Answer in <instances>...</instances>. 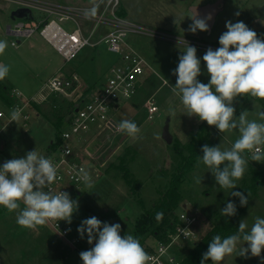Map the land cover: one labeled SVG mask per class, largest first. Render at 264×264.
Segmentation results:
<instances>
[{"label": "rangeland", "instance_id": "obj_1", "mask_svg": "<svg viewBox=\"0 0 264 264\" xmlns=\"http://www.w3.org/2000/svg\"><path fill=\"white\" fill-rule=\"evenodd\" d=\"M36 1L72 7H92V0ZM106 2L111 0H103L97 14L105 10ZM118 2L120 4L115 14L148 32L131 33L127 37L128 46L142 56L149 70L144 76L138 95L128 102L121 103L118 117L119 123L124 119L135 121L141 131L135 139L124 134L123 137L127 136V139L121 146L122 136L114 140H91L88 143L95 161V166L88 169L94 188L89 190L83 184L72 186L73 191L81 192L79 199L75 194L72 197L78 200L79 209L73 215L71 225L74 228L72 235L80 240L82 251L92 247L87 242V234L85 233L81 239L77 232L81 221L86 218L96 216L102 222L120 223L121 235L126 232L133 233L134 225L143 212L139 200L143 201L145 209L149 211L162 201L171 179L179 174L183 159L189 155V146L201 125H205L209 130L211 146L221 144L222 148H230L238 138L236 131L221 134L215 126H209L206 121L201 122L196 116H188L179 97L172 93L171 85L174 86L176 83V76L172 72L178 65L179 55L186 47L185 41L197 49L203 72L198 79L206 84L209 76L202 57L209 47L215 50L220 46L218 40L227 30L226 21L233 23L243 21L249 28L255 30L259 37L264 38V23H261L264 21V0H118ZM217 2L221 4L213 28L207 32L197 31L195 34L189 32L188 28L192 23L189 17L193 9L211 6ZM15 9L17 5L0 1V41L7 43L3 54H0V64L9 67L8 75L0 81V113L4 115V118L0 119V129L4 126L0 137V142H3L4 146L1 148L0 144V165L6 160L24 156L27 151L34 149L47 157L51 143L58 141L54 127L56 110L52 102V98L57 96H48L42 92L50 78L59 73L71 75L77 72L86 79L88 85L100 79L104 82L114 61V56L107 50V46L102 44L99 48H85L73 61L67 63L39 32L30 39H20V44L12 47V42H17V38L8 34L7 27L14 28L18 23V20L11 17ZM237 12L240 13L239 16L235 15ZM33 15L37 22L45 18L38 10H34ZM111 15V10L106 12V16ZM258 22L261 23V27L257 26ZM61 26L70 32L76 27L67 22ZM86 27L93 28L94 24L87 23ZM103 33L101 27L95 34V40ZM18 94L22 97H18ZM79 96L77 94L75 98L67 100L75 102ZM151 97H154L159 111L154 119L149 120L146 102ZM63 99L64 97H57L59 103H62ZM20 103H29V106L23 110L18 121H12L11 111ZM234 107L237 117L242 111H247L249 120L264 122L262 120L264 100L239 97L234 102ZM26 114L30 116L28 123H24L23 119ZM167 122L173 136L171 145H167L162 138ZM116 148L118 149L114 153ZM127 153H130L126 162L129 177L125 179L121 172L111 170L110 166L119 164V158ZM202 155L203 153L200 156ZM196 177L202 178L201 184L195 182ZM127 182H130L131 186ZM131 187L135 190L136 196L130 194ZM230 191L220 189L214 176L203 164L196 163L193 171L184 176L179 208L185 206L188 211L199 215L201 239L194 244L184 245L175 252L179 264L199 245L213 223L216 224L221 217L224 218V223L231 220L232 217H225L220 213L228 201L234 202V199H238L230 196ZM233 191H240L248 196V204L242 207L243 212L238 220V226L241 220H245L250 228L255 217L264 218V163L249 161L244 177L237 181V188ZM14 223L16 213L0 206V264H83L80 252L69 255L63 245L51 238L53 236L58 239L47 224L19 235L26 229ZM146 244L150 250V247L156 244L154 237L149 236ZM237 255V252H233L220 264H264L262 259L264 251L261 258L245 259Z\"/></svg>", "mask_w": 264, "mask_h": 264}, {"label": "clouds", "instance_id": "obj_2", "mask_svg": "<svg viewBox=\"0 0 264 264\" xmlns=\"http://www.w3.org/2000/svg\"><path fill=\"white\" fill-rule=\"evenodd\" d=\"M102 3L103 0H92V7L85 9L84 15L96 16ZM235 15L239 16L240 13ZM189 18L192 20L189 32L209 31L211 15L200 17L198 12L192 11ZM225 27L227 30L218 40L220 46L215 50L209 47L202 57L209 76L208 83L198 79L203 74L201 59L197 56L196 47L185 41L186 47L172 72L176 76V83L171 85V91L179 97L188 116L206 121L221 134L238 132V138L230 148H222L221 144L203 145V155L198 156L197 164L206 166L220 189L231 190L229 195L238 197L240 206L244 207L248 204V196L233 189L237 188V181L244 177L249 161L264 163V122L249 120L247 111H242L237 117L234 102L239 97L264 100V38L243 21H226ZM6 47L7 43L0 41V54ZM8 72L9 67L0 64V81L5 79ZM10 115L12 121H18L21 110L13 109ZM117 130L133 139L141 131L137 123L129 119L122 120ZM57 179V167L36 149L27 151L24 156L6 160L0 165V206L15 212L16 223L24 229L35 230L53 220L71 225L79 202L66 191L51 190V185ZM77 181L89 190L94 188L91 176L83 168L79 170ZM201 181L202 178H195L197 184H201ZM220 213L225 217L235 216L236 204L228 201ZM163 217L162 211L156 212L157 222L162 221ZM121 231L120 223L102 222L96 216L82 220L77 232L81 239L86 233L87 242L92 245L89 250L79 254L83 264H147L151 257L139 238L129 232L121 235ZM262 251L264 218L257 216L250 228L245 220H241L235 234L225 238L215 235L207 251L202 254L200 264H206L209 260L212 264H220L233 252L245 259L261 258Z\"/></svg>", "mask_w": 264, "mask_h": 264}, {"label": "built area", "instance_id": "obj_3", "mask_svg": "<svg viewBox=\"0 0 264 264\" xmlns=\"http://www.w3.org/2000/svg\"><path fill=\"white\" fill-rule=\"evenodd\" d=\"M0 1L17 5L15 10L29 9L32 14L34 10H38L45 15L39 22L33 15V20H18L14 28L9 26L8 34L17 38V42H12V47H17L20 39H30L39 32L67 63L73 61L85 48H98L102 44H105L107 50L114 56L105 81L102 80L96 88L84 91L78 75L59 73L49 79L42 90L48 96L66 99L80 95L75 101L74 112L66 118V125L55 143L57 147L49 151L46 157L58 169V179L51 185V190L66 191L72 195L75 192L72 186L83 184L77 181L79 170L83 168L89 173L88 169L95 166L88 143L91 140H114L124 135L117 130L121 103L128 102L138 95L144 76L149 70L146 61L128 46L126 40L131 33L148 32L115 14L120 4L118 0L106 2L105 10L94 17L84 15V10L89 9L86 7L63 6L36 0ZM109 10L112 11L110 17L106 16ZM65 22L75 25V29L70 32L62 27L61 24ZM87 23H93L94 27L86 29ZM101 27L104 33L95 40V34ZM18 97L22 96L18 94ZM28 106L29 103H20L15 109L19 108L22 114ZM146 108L149 120L154 119L159 111L154 97L147 100ZM2 118L4 115L0 113V119ZM23 119L24 123H28L30 116L26 114ZM3 130L4 126L0 129V137ZM171 222L172 229L167 236V242H156L150 247L147 253L151 258L147 264H179L175 252L184 245L194 244L201 239L199 215L196 212L188 211L185 206H181L174 212ZM47 225L72 251H82L80 241L72 235V225L54 220L49 221Z\"/></svg>", "mask_w": 264, "mask_h": 264}, {"label": "trees", "instance_id": "obj_4", "mask_svg": "<svg viewBox=\"0 0 264 264\" xmlns=\"http://www.w3.org/2000/svg\"><path fill=\"white\" fill-rule=\"evenodd\" d=\"M54 103L53 108L55 111L54 118V127L56 129V134L59 138L61 129L66 125V118L75 110V102L63 99L62 103L56 98H52ZM211 146L210 133L208 128L205 125L199 127L198 132L193 136L192 143L189 146V155L183 159L182 168L176 176H174L169 186L166 190V193L162 201L156 205L153 209L146 210L142 200H139V205L142 208V215L137 219L132 235L139 238L141 245L145 248V251L148 252V247L146 244V239L149 236L154 237L155 242H167V236L172 229V216L176 210L179 209L180 203L182 201L181 186L183 183V178L191 171H193L194 166L197 163L198 156L202 154L201 148L203 145ZM55 143H51L49 150H54L56 148ZM130 153H127L125 156L119 158V164H112L110 166L111 170L121 172L125 179L129 177V169L126 165L127 157ZM127 184H131L127 182ZM131 186V185H130ZM130 194L135 195V190L131 187ZM234 203L237 207V214L231 218L228 223H224V218L218 219L216 224L211 225L210 231L202 238V241L198 246L192 251V253L181 263V264H200L202 259V254L207 251L208 244L215 235H220L222 238H225L231 235L232 232L236 233L238 229V220L243 210L240 206V201L234 199ZM162 211L164 213L163 220L157 222L155 219L156 212ZM206 264H212L209 260Z\"/></svg>", "mask_w": 264, "mask_h": 264}, {"label": "water", "instance_id": "obj_5", "mask_svg": "<svg viewBox=\"0 0 264 264\" xmlns=\"http://www.w3.org/2000/svg\"><path fill=\"white\" fill-rule=\"evenodd\" d=\"M220 4H221L220 2H217V3H215V4L211 5V6L196 7V8L193 9V11L198 12L200 17H207V16L211 15L212 19L208 21L209 31L213 28V25L215 23V16H216V14H217V12L219 10ZM11 17H12L13 20H22V21L33 20L32 11L29 10V9H24V8L15 10L12 13ZM257 26L261 27V23L258 22ZM162 138L166 142L167 145H171L173 143V136L170 133V124L168 122L165 124L164 130H163V134H162ZM126 139H127V136H124L121 139L120 146L125 142ZM118 148H116L114 150V153L117 151Z\"/></svg>", "mask_w": 264, "mask_h": 264}, {"label": "crops", "instance_id": "obj_6", "mask_svg": "<svg viewBox=\"0 0 264 264\" xmlns=\"http://www.w3.org/2000/svg\"><path fill=\"white\" fill-rule=\"evenodd\" d=\"M9 27V26H8ZM8 27H7V29H8ZM99 48V47H98ZM56 51V50H55ZM59 71V70H58ZM64 74V73H63ZM73 74H76V75H78V73L77 72H73V73H71V75H73ZM70 76V75H69ZM79 76V78L81 79V81H82V84H83V90L85 91V90H90V89H93V88H96L97 86H99L100 85V80H98L97 82H94V83H92V84H90V85H88L87 84V81H86V79L84 78V77H81L80 75H78ZM51 79V78H50ZM143 85V84H142ZM5 86V85H4ZM142 87V86H141ZM71 101V100H70ZM1 148H4V146H3V142L1 143ZM1 158V157H0ZM4 163V162H3ZM74 194L75 195H77V197H78V199L80 198V196H81V192L79 191V192H77V191H75L72 195H71V197H74ZM14 224H17V223H14ZM14 224H12V226L14 225ZM8 229V228H7ZM23 229V228H22ZM19 230V229H18ZM28 230V231H27ZM73 230H74V228H73ZM30 231H32V230H29V229H26V231L24 230L23 232H21L19 235H22V234H24L25 232L26 233H28V232H30ZM44 232V231H43ZM46 235H48L46 232H44ZM57 237H58V235L56 234V233H54ZM74 235V234H73ZM49 237H51L50 235H48ZM18 237V236H17ZM52 239H54L58 244H61V245H63L64 246V248H65V250H66V252L70 255V254H75V253H78L77 251H72V249L67 245V243L66 242H64L60 237H58V239H56L55 237H51ZM74 238H77L78 239V237H74ZM79 240V239H78ZM80 241V240H79ZM88 247V246H87ZM90 248V247H89ZM79 254V253H78Z\"/></svg>", "mask_w": 264, "mask_h": 264}]
</instances>
